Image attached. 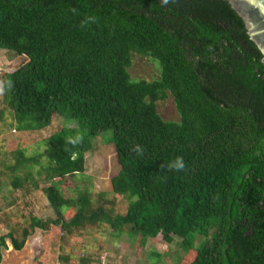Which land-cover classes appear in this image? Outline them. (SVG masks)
Segmentation results:
<instances>
[{
    "label": "trees",
    "instance_id": "1",
    "mask_svg": "<svg viewBox=\"0 0 264 264\" xmlns=\"http://www.w3.org/2000/svg\"><path fill=\"white\" fill-rule=\"evenodd\" d=\"M0 49L22 58L0 71V123L62 119L42 152L0 154V264L51 226L70 239L103 224L190 253L173 264H264L263 57L225 0H0ZM133 56L156 75L132 78ZM168 99L177 121L157 112ZM107 132L112 199L84 176ZM37 191L54 218L22 212Z\"/></svg>",
    "mask_w": 264,
    "mask_h": 264
},
{
    "label": "rangeland",
    "instance_id": "2",
    "mask_svg": "<svg viewBox=\"0 0 264 264\" xmlns=\"http://www.w3.org/2000/svg\"><path fill=\"white\" fill-rule=\"evenodd\" d=\"M21 61L22 58L15 57L13 53L5 49H0V71L6 65ZM129 72L134 79L149 80L156 75L157 71L148 60L133 56ZM157 112L163 121H177L170 99L159 103ZM61 123L62 119L55 118L50 128L28 133L14 131L9 127L10 123H0V154L9 153L15 149L23 150L28 156L42 152L41 140L61 126ZM110 139L111 133L107 132L95 140L93 151L85 156L84 173V176L92 180L93 192H106L108 199H112L108 181L117 172L114 148ZM67 194L70 198L73 196L70 192ZM4 196H8V193L1 190L0 198ZM1 202L0 200V210H3ZM116 203L115 212H123V202L116 199ZM20 204L25 214L31 213L42 220L54 218L40 191L31 194L25 200V205L21 202ZM72 216L71 210L66 211L65 221L68 222ZM3 226L4 223H0V235L3 233ZM62 235L59 228L53 226L46 232L39 231L27 241L22 251L14 252L9 248L3 252L2 264H79L81 257L90 259V264H98L104 255V264H173L181 258L186 262L191 259L190 253L184 256L183 251L175 244L166 247L160 236L141 246L138 239L132 238L127 233L118 235L106 224L88 227L79 236L70 239Z\"/></svg>",
    "mask_w": 264,
    "mask_h": 264
},
{
    "label": "water",
    "instance_id": "3",
    "mask_svg": "<svg viewBox=\"0 0 264 264\" xmlns=\"http://www.w3.org/2000/svg\"><path fill=\"white\" fill-rule=\"evenodd\" d=\"M241 19L248 39L262 54L264 64V0H225Z\"/></svg>",
    "mask_w": 264,
    "mask_h": 264
},
{
    "label": "clouds",
    "instance_id": "4",
    "mask_svg": "<svg viewBox=\"0 0 264 264\" xmlns=\"http://www.w3.org/2000/svg\"><path fill=\"white\" fill-rule=\"evenodd\" d=\"M162 4H167L169 2V0H161ZM94 18V17H93ZM95 19V18H94ZM3 91V85L0 84V92ZM138 153H142V149L140 148V146L138 145L135 149ZM185 165H184V162H183V158L182 157H178L175 161V163H172L169 165V168L170 169H177V170H182L184 169ZM105 257V255H104ZM98 264L99 261H98Z\"/></svg>",
    "mask_w": 264,
    "mask_h": 264
},
{
    "label": "built area",
    "instance_id": "5",
    "mask_svg": "<svg viewBox=\"0 0 264 264\" xmlns=\"http://www.w3.org/2000/svg\"><path fill=\"white\" fill-rule=\"evenodd\" d=\"M104 261H105V257L102 256V261L100 262V264H104Z\"/></svg>",
    "mask_w": 264,
    "mask_h": 264
}]
</instances>
